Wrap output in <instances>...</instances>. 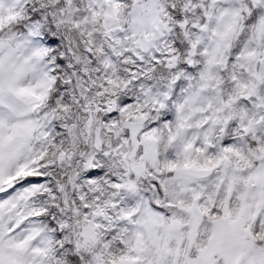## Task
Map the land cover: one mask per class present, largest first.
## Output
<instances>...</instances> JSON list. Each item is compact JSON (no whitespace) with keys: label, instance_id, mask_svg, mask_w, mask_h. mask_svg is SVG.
Masks as SVG:
<instances>
[{"label":"snow or ice","instance_id":"snow-or-ice-1","mask_svg":"<svg viewBox=\"0 0 264 264\" xmlns=\"http://www.w3.org/2000/svg\"><path fill=\"white\" fill-rule=\"evenodd\" d=\"M0 264H264V0H0Z\"/></svg>","mask_w":264,"mask_h":264}]
</instances>
